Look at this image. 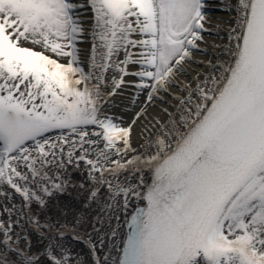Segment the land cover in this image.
<instances>
[{
    "label": "snow or ice",
    "instance_id": "snow-or-ice-1",
    "mask_svg": "<svg viewBox=\"0 0 264 264\" xmlns=\"http://www.w3.org/2000/svg\"><path fill=\"white\" fill-rule=\"evenodd\" d=\"M218 10L0 0V264H264V0Z\"/></svg>",
    "mask_w": 264,
    "mask_h": 264
},
{
    "label": "bare ground",
    "instance_id": "bare-ground-1",
    "mask_svg": "<svg viewBox=\"0 0 264 264\" xmlns=\"http://www.w3.org/2000/svg\"><path fill=\"white\" fill-rule=\"evenodd\" d=\"M219 2V0H218ZM210 5L213 7H218L217 3H210ZM209 15L210 17L213 19V23H216L218 22L217 21V18L218 17H226L227 16V13H220V11H217V12H209ZM205 38L211 43V42H215V43H221V38L219 37H215V35H213L212 37H209V36H205ZM84 47H86V45H84ZM195 56L197 59H209L210 57L208 56H204V55H200L198 53H195ZM188 70L189 72L191 73V75L187 76L186 79L191 82L192 81V76H194L196 74V70H201V71H206L207 69L204 68L203 65H200V64H196V63H192L188 66ZM172 91L174 92H178L179 90L176 89V88H173ZM165 99H164V102H160L159 100L157 101V105H159V107H152L149 109V112L152 113V114H155L157 116H159L161 119H164L166 118V114L163 113L161 111L162 108H168L169 112H172V111H175V109L173 107H171L170 105H173L176 103L175 100H173V98L171 96L167 97L165 96ZM167 97V98H166ZM171 97V98H170ZM161 108V109H159ZM149 119H151V116L149 117ZM140 131V128L138 127L137 130H136V133H134V136H133V139H134V143L138 142L141 138L139 137L138 133ZM17 202H19V200H17Z\"/></svg>",
    "mask_w": 264,
    "mask_h": 264
},
{
    "label": "rangeland",
    "instance_id": "rangeland-1",
    "mask_svg": "<svg viewBox=\"0 0 264 264\" xmlns=\"http://www.w3.org/2000/svg\"><path fill=\"white\" fill-rule=\"evenodd\" d=\"M217 3V4H219V2H218V0H208V7H209V12H217V11H219L218 10V7H213V5L211 6L210 5V3ZM218 6V5H217ZM220 13H222L221 11H220ZM206 36H209V37H212L213 35H207L206 34ZM216 37V36H215ZM198 54H200V55H203L202 53H200V52H197ZM165 96H167V97H169V95H165ZM166 97V98H167ZM171 98V97H170ZM164 99H165V97H164ZM161 103L162 102H164V101H160ZM157 108V107H156ZM159 109H161V108H159Z\"/></svg>",
    "mask_w": 264,
    "mask_h": 264
}]
</instances>
